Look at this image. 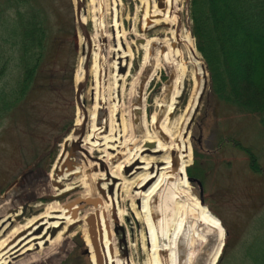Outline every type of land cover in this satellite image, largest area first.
Returning <instances> with one entry per match:
<instances>
[{"label": "rangeland", "instance_id": "obj_1", "mask_svg": "<svg viewBox=\"0 0 264 264\" xmlns=\"http://www.w3.org/2000/svg\"><path fill=\"white\" fill-rule=\"evenodd\" d=\"M40 1L48 12L51 28L53 30L62 28L66 31V34H63L66 44L61 61L65 60L68 54L74 53L77 57L78 68L75 73L74 98L71 99L69 94L64 93L61 101V105L66 110L71 108L69 102L72 101L74 105V129L65 138L56 135L53 129L57 128L54 125L58 123L57 114L53 116L47 126L43 124L35 129V118L42 112V107L38 104H32L33 108L28 110L30 116L37 113L35 118L29 121V124L18 120L15 122L17 125L6 123L0 126V221L9 215L22 216L20 220H17L16 217V221L11 222L6 235L15 225H22L27 220L40 215L52 202L67 206L75 204L82 198L88 189L87 175L84 177L82 172L71 177L69 181L63 182L60 191L54 190L53 185L56 182L61 154L64 151L69 154L75 143L78 144V147L74 153H80L77 156L81 157L82 142L89 137L94 126L99 129L98 134L102 133L98 137L110 136L114 125H120L121 130L124 127L121 142L137 141L134 148L128 153L139 150L147 141L146 135H153L151 116L157 111V102L163 98L162 88L169 79L163 70L150 72L147 69L140 72L146 57V51L141 46L153 37L161 40L170 39L172 33L175 32L174 27L168 24H161L152 29L142 28L146 3L149 0H119V21L122 31L120 44L124 50L130 51L131 54L126 59L125 66L122 67L126 69L125 73H122L117 65L120 62L117 59L118 43L114 32L115 22L110 15L113 0H85L81 18L90 33L91 46L89 80L82 94L83 107L88 118L84 124L83 135H81L84 112H80L76 104L78 85L76 75L82 64L84 66L88 41L82 35L77 23V3L76 0ZM176 11L175 25L177 27L180 23V33L191 38L197 59L204 67V81L208 83L209 74L206 72L204 61L196 49V42L191 34L188 0H179ZM99 25L102 26V33L105 35L103 38L97 36V34L100 36L102 34L101 30L98 31ZM181 48L187 55L184 44H181ZM151 59L154 61L152 62L153 68L163 64L157 62L155 54L151 55ZM116 68H118L117 72ZM189 69L192 72L193 68ZM191 72L189 75H192ZM118 74L121 75V80H117ZM191 92L192 81L189 76L186 91L168 125L176 131V136L179 131L178 124L185 114ZM140 98L144 116L139 121L141 125L139 127L136 125L133 109ZM115 100L118 101L116 105L120 103V111L117 113L114 112ZM80 120L81 123H79ZM61 123L62 119L59 124ZM28 126L35 133L37 132L36 134H39L41 139L26 136L22 130ZM139 131L140 136H138ZM220 134L236 135L243 146L254 151L264 169V129L258 118L239 113L233 108L221 106L217 103L213 92L209 90L205 93L199 111L185 135L187 145L191 149V158L186 167V173L188 176V170L195 165H202L205 168L204 183L197 179L202 188L189 183L190 190L197 198L200 199L202 196L206 207L220 221L224 228L223 248L227 240L229 238L231 240L228 254L229 251L235 250L250 237L252 226L264 214V177L250 170L248 157L241 150L232 146H225L220 150L218 143ZM76 137L79 140L74 141ZM173 139L175 140V138ZM200 140L205 151H201L197 146ZM100 144H103V139L100 140ZM84 147L86 148V146ZM110 152L103 146L94 150L92 154L87 152L88 154L86 153L82 158L88 167L91 163H97L99 159L106 160L105 156ZM143 155L154 161L153 171L161 169L165 165L164 163L172 157V153L169 151L145 152ZM208 162L211 164L208 165ZM69 163H71L70 169L72 170L76 166L78 167L75 155L70 156ZM119 164H114L112 170L116 171ZM132 173V170L130 173H126V168L120 172L122 180L117 181L120 193L119 208L125 213V216L122 222L116 225L112 210L107 213L110 219L108 228L110 237L108 238L118 264H151L147 229L145 223L136 217V213L139 212L136 188L148 173L143 171L137 174ZM104 182L107 184L109 180ZM63 191L65 193H62ZM100 200L99 205L105 204L104 197H101ZM94 210V206H85L78 211L76 214L78 222L67 226L62 243L57 246L46 244L44 249L31 252L15 260L13 264H95L91 260L90 247L86 243V237L90 240V227L86 220L91 217L90 212ZM82 217L85 218L81 221ZM119 226L122 227L125 234L124 241L123 232ZM69 227H72L70 232H68ZM99 235L98 233V241ZM90 245L94 251L91 240ZM98 245L100 246V242ZM158 264H162V262L159 260Z\"/></svg>", "mask_w": 264, "mask_h": 264}, {"label": "bare ground", "instance_id": "obj_2", "mask_svg": "<svg viewBox=\"0 0 264 264\" xmlns=\"http://www.w3.org/2000/svg\"><path fill=\"white\" fill-rule=\"evenodd\" d=\"M178 1L149 0L146 3L143 18V29H152L161 24H168L173 26L175 30L170 39L161 40L153 37L141 46L146 51V57L140 72L147 69L150 72L163 70L169 78L162 88L163 98L157 102V111L151 116L153 135L147 134L146 143L139 150L128 153L134 148L137 141L121 142L124 127L121 130L120 125H114L110 131V136L98 137L102 133L98 134L99 129L94 126L89 137L82 142L81 157L77 156L80 153L76 154L78 167L76 166L74 170L69 169V165H71L69 163L70 155L63 152L58 161L57 178L53 185L54 190L60 191L63 182L69 181L71 177L82 172L84 177L87 175L88 189L82 195L81 202L73 208H68L58 202H52L47 205L45 211L40 215L27 220L22 225H15L7 235L11 222H15V218L18 216L9 215L1 220L0 264H13L15 260L31 252L44 249L46 244L57 246L62 243L67 226L78 222L74 215L83 206H94L95 212L91 211L90 215L94 217L96 223L97 238L98 233L102 237L99 248L109 264H118L108 238L110 237V235L108 236L110 219L107 213L111 212L112 208L116 210L118 223L122 222L125 216V213L119 208L120 193L117 182L122 180L120 172L123 168L132 170V174L141 171L148 173L136 188L138 191L136 193L137 208L139 210L136 217L145 223L147 229L151 264H158L159 260L162 264L167 262L170 264H216L224 243V228L204 202L192 194L187 181L186 167L189 165L191 158V149L187 145L185 135L204 88L205 74L203 65L197 59L191 38L180 32L177 33L174 18L177 13L176 5ZM119 6L120 1L113 0L110 15L115 22L114 32L116 33L117 52L119 53L117 59L120 61L117 65L121 70L131 54L130 51L124 50L120 44L122 31L120 30ZM82 21L84 20L82 19ZM100 30L102 33L101 25H99L98 31ZM97 36L103 38L105 35L102 33L101 36L98 34ZM181 44L185 45L187 55L181 48ZM152 54H155L158 63L163 64L153 68ZM82 67L76 75L77 83H81L84 78ZM190 67L193 68L192 72L189 69ZM190 72L192 75H189ZM120 76L118 74L117 80H121L122 77L120 78ZM189 76L192 81V92L185 108V114L178 124L179 131L176 136V131L168 125L178 108L180 97L186 91ZM141 103L142 99L140 98L133 109L136 125H139V127L141 126L139 121L144 116ZM116 104H118L117 100H115L114 106V112L117 113L120 111V103L119 105ZM79 123H81V120ZM138 136H140V131ZM77 139L78 137L74 141ZM102 139L103 144H100ZM148 144L156 146L155 148H149ZM103 146L106 150L111 151L105 156L106 160L99 159L97 163H91L86 167L82 157H85L87 152L92 154L94 150ZM162 151L171 152L172 157L164 163L165 165L161 169L153 171L152 164L154 161L147 159L143 154L145 152L157 153ZM124 157H126L125 160H123ZM114 164H119L116 171L112 170ZM106 180H109L107 184L104 182ZM101 181L102 184H100ZM115 184L116 187L114 188ZM111 187L114 190L113 195L108 194ZM62 193H65V191ZM101 197L106 199L103 205H99ZM84 218L82 217L81 221ZM63 224H65L64 227ZM61 226L62 229L53 238V232L60 229ZM86 243L90 247L91 260L95 263V253L88 237H86Z\"/></svg>", "mask_w": 264, "mask_h": 264}, {"label": "trees", "instance_id": "obj_3", "mask_svg": "<svg viewBox=\"0 0 264 264\" xmlns=\"http://www.w3.org/2000/svg\"><path fill=\"white\" fill-rule=\"evenodd\" d=\"M188 5L191 34L209 74L204 95L212 91L221 106L257 117L264 129V0H188ZM63 34L64 29L51 28L40 0H0V126L17 125L18 120L29 124L37 113L30 116L28 110L38 104L42 112L35 118V129L47 126L55 114L56 135L65 138L74 129V105L69 102L66 110L61 101L64 93L74 98L78 61L74 53L61 61ZM22 131L41 139L29 126ZM218 138L220 150H241L250 170L264 177L254 151L236 135ZM197 146L205 151L201 140ZM205 175L202 165L188 170L189 178L203 183ZM230 246L229 238L217 264H264V214L250 237L227 254Z\"/></svg>", "mask_w": 264, "mask_h": 264}, {"label": "water", "instance_id": "obj_4", "mask_svg": "<svg viewBox=\"0 0 264 264\" xmlns=\"http://www.w3.org/2000/svg\"><path fill=\"white\" fill-rule=\"evenodd\" d=\"M76 3H77V5H76L77 23L79 25V28L81 29L82 35L88 41V52L86 54V57H85V60H84V66H83V68H84V78H83V81L81 83H78L77 89H76V104H77V107L79 108L80 112H84V118H83V122H82V125L83 126H82V129H81V135H83V132H84V124H85L88 116L86 115V112H85L84 107H83L82 94H83V92H84V90H85V88H86V86L88 84V80H89V73H90V67H89L90 65H89V62H90L91 37H90V33H89L88 29H87L86 24L82 21V18H81V11H82V8L85 5V0H76ZM178 32H180V23L177 26V33ZM203 69H204V67H203ZM125 71H126L125 68H122L121 69V72L122 73H125ZM206 88H207V82L205 81L203 91H202L201 96H200V98L198 100V104H197L196 109L194 110V113H193V115L191 117V120H190V122L188 124L187 132L189 131V129H190L191 125H192L193 119L195 118V115L198 112V109L200 107V103L202 101V98H203V95H204V92H205ZM183 95L180 97L179 101H181ZM76 147H78V144H75L74 143L73 146H72L71 152L69 153L70 156H73V155L76 156V152L74 153ZM148 147L149 148H153V147L155 148V145L148 144ZM64 152H66V151H64ZM130 171L131 170H129L128 168L126 169V173H130ZM187 181H188V183H192V184H194V185L199 186L200 188H202V185H201L200 181H198L197 179H191V178L187 177ZM113 193H114V190H113V187H111L108 194L109 195H113ZM200 200L203 201L202 196L200 197ZM80 202H81V199L79 201H77L75 204H70V205H67L66 207L73 208V207L77 206L78 203H80ZM78 211L75 212V215L74 216H76V214L78 213ZM23 213H24V211H23ZM112 214H113V220H114L115 224L118 225V220L116 218V210H113V208H112ZM21 218H22V216L17 217V220H20ZM86 221H87V223L89 224V227H90L89 228V235H90V240H91L92 246H93L94 251H95V264H109L108 260H106V258L104 257L101 249L99 248L100 246L98 245V242H101L102 237H101V235H99V241H98L97 234H96V223L94 221V217L91 216ZM63 225H65V224H63ZM62 226H61L60 229H58V230H56V231L53 232V234H52V237L53 238L57 235V232L62 229ZM119 228L123 232L122 227L119 226ZM71 230H72V227H69L68 228V232H70ZM116 233L118 234V231H116ZM124 240H125V234L123 232V241ZM220 254H221V252H220Z\"/></svg>", "mask_w": 264, "mask_h": 264}]
</instances>
